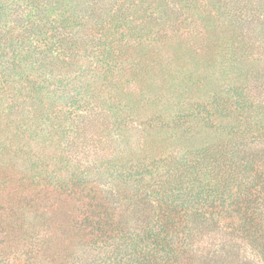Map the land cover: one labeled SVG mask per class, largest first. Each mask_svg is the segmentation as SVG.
<instances>
[{
  "label": "trees",
  "instance_id": "1",
  "mask_svg": "<svg viewBox=\"0 0 264 264\" xmlns=\"http://www.w3.org/2000/svg\"><path fill=\"white\" fill-rule=\"evenodd\" d=\"M16 6L14 24L0 27V65L9 64L11 71L21 73L13 86L0 71V98L10 99L9 110L0 112V144L10 149L22 144L18 148L42 157L73 161L68 149L78 120L95 109L94 99H83L88 94L80 78L94 66L110 75L108 83L117 71L125 76L138 69H158L170 77L181 70L180 62L188 65L191 58L206 56L211 57L203 59L208 69L228 66L224 70L233 82L224 78V87L208 93L201 80L188 81L170 96L175 84L158 74L152 89L155 102L160 101L155 108L162 102L188 107V118L175 120L174 126L155 117L161 130H179L192 121L194 132L187 127L184 136L195 138L205 131L217 136L216 141L194 145L184 162L168 155L123 168L129 175L125 192L119 188L101 194L103 188H87L82 178L77 190L83 201L75 207L69 205L78 197L63 196L73 190L56 198L46 193L38 209L37 200L44 199L40 193L6 198L4 214L10 223L0 240V264H227L224 257L229 252L219 242L217 225L230 215L237 217L230 234L240 233L256 258L240 259L246 247L236 246L238 261L264 264V152L256 147L264 141V103L249 96L254 92L264 97V0H15ZM48 35L55 40L48 46L51 54L56 52L53 63L62 68L58 85L81 101L75 111L58 118L54 112L52 119L44 107L28 100L41 95L42 74L21 68ZM8 41L21 44L12 57L5 53ZM120 88L116 79L110 87L113 94L106 96L118 94ZM196 88L202 95L185 102L195 99ZM11 99H20L23 106L27 100V115L13 114ZM106 99L101 104L111 103L116 110L130 104ZM41 116L46 120L42 125L50 128L36 145L37 130L23 118ZM61 121L72 127V135L66 134L71 140L66 145L61 138L55 146V136L49 135H60ZM25 142L31 143L24 146ZM210 225L212 231L203 240L202 232Z\"/></svg>",
  "mask_w": 264,
  "mask_h": 264
},
{
  "label": "rangeland",
  "instance_id": "2",
  "mask_svg": "<svg viewBox=\"0 0 264 264\" xmlns=\"http://www.w3.org/2000/svg\"><path fill=\"white\" fill-rule=\"evenodd\" d=\"M18 6L15 7V0H0V27L5 30L10 28L15 22V12ZM6 27V28H5ZM47 39V42L38 43V48L32 51L33 57L29 59L28 62H21V68L24 72H36V74L41 73V79L39 85L41 89V95L36 99H28L29 102L37 104V107H44L46 111L47 118L52 119V113L58 112L56 118L61 114H69L75 111L76 106L81 103L80 99L75 96V94L65 91L58 84L63 77L62 68L59 69V65L53 63V59L56 57V52L51 54V49L48 47L49 44H54L53 40L49 35L42 36ZM8 39V38H7ZM37 41V38H34ZM1 43L3 42L0 40ZM9 42V41H8ZM8 45V49L5 53L8 57H12V54L21 48V44L15 42ZM0 46H2L0 44ZM47 59L41 57H45ZM38 58V60L36 58ZM188 57H192L188 53ZM211 57H194L188 60V65L185 62H180L183 64L181 70H176L170 77L165 74L163 70H149V69H138L137 71L129 72L128 74L120 75L121 72L117 71L112 76V79L107 83L108 78L104 75V72L91 69L89 72L84 74L80 79L85 84L84 93L88 96H83V99H94L95 109L92 110L90 114H86L78 120L79 127L75 131L73 140L69 147V152L74 155L73 161L66 160L65 158L59 156H45L37 154L31 149L15 148L10 149L7 146L0 144V240L7 232L6 226L10 223L9 219L4 214L6 208L5 199L15 198L16 193L23 194H33L37 195L40 193L44 199L40 201L37 200V207H42V202L45 200V194L48 196L56 198L59 194L65 190H73L72 193H66L63 196H69L70 199L78 197L79 201H74L69 205L70 207H75L76 204L82 203L83 198L81 193L78 192L77 186L80 184L82 178H84L85 186L87 188L97 187L98 190L103 188L101 194H105L110 189L118 191L119 188L125 192V189L129 188V175L124 172L125 167L132 165L133 163L140 162L144 163L150 162V158H164L168 155L175 157L179 162H184L187 152L192 149V147L199 142L208 144L210 142H215L217 136L210 135L209 132H203V135H197V137L184 136L183 131L188 130L187 127L193 131L195 126L191 123H187V127L183 126L181 129L177 130L179 127L171 129L161 130L162 128L158 126L157 118L164 117L165 121L169 122L171 126L175 125V120L179 119L186 120L188 114L186 113L188 107L184 109L177 107L170 103H160L159 108H155L154 104L160 101H156V96L152 89L154 84L157 83L158 74L164 81H169L175 85L169 88L170 96H175V93L179 89L184 88L187 82L199 81L203 82L202 87L205 90L213 92L218 86H222V81L226 78L227 82L231 85L232 80L228 79V72L217 66H212L208 69L207 64L203 59ZM217 58V57H216ZM214 58V59H216ZM203 61V65L200 63ZM219 61V60H218ZM153 62V61H152ZM147 63V64H146ZM145 64L150 65L147 61ZM155 63V62H154ZM3 67L0 65V71H3L7 82L14 86L19 83L21 73L17 70L16 72L11 71L9 64H5ZM187 65V66H186ZM156 68H158L156 66ZM9 74H13L9 76ZM117 79L118 85L121 84V88L118 90V94L112 97L106 95L113 94L110 91V87L113 86V82ZM168 83V84H169ZM221 83V84H220ZM17 87V86H16ZM77 89L78 88H73ZM197 93H196V91ZM194 92L196 93L195 99L190 100L186 98V101H195L199 98L202 93L198 88ZM241 90V89H240ZM220 92L219 90H217ZM252 101L258 102L261 100V104L264 103V97L257 96L254 92L250 93ZM123 95V96H121ZM124 97V99L122 98ZM219 98V96H214ZM106 98H111V100H119L126 103L130 100V104L122 108L121 110H116L112 107L111 103H102V100H107ZM257 98V99H255ZM0 99V112H2L5 107L9 110L10 99L7 98ZM123 99V100H122ZM11 105H15L16 112L13 114H26L29 109L28 101L26 100L23 106L20 99H11ZM21 103H20V102ZM174 101V100H172ZM188 103V102H187ZM19 108L20 111L17 112ZM263 112L264 106L262 105ZM32 110H30L31 112ZM143 111H145L143 113ZM208 113L204 114L202 117H207ZM254 115V114H253ZM157 117V118H155ZM264 117V116H263ZM24 117L23 119L29 121L33 130H37L34 138L35 144L38 145L44 134L46 122L43 116L39 118ZM155 118V119H154ZM57 120V119H56ZM147 120L149 122L144 123ZM192 120V119H190ZM207 120V119H206ZM167 122V123H168ZM173 122V123H172ZM61 133L52 134L55 138L53 139V144L59 146V140L64 139V143L67 145L71 140L66 134L72 135V127H67L64 121L60 122ZM51 126V125H48ZM145 126V127H144ZM194 132V131H193ZM207 134L210 139L205 135ZM214 137V138H213ZM200 139L204 141H200ZM21 143V142H19ZM18 143V144H19ZM31 142H25V145H29ZM73 145V146H72ZM22 146V144L20 145ZM19 146V147H20ZM72 146V147H71ZM257 150L264 152V141L256 144ZM75 153V154H74ZM76 156L78 158L76 159ZM221 162H225L222 160ZM149 171V170H148ZM10 176H13L11 178ZM4 177V179H3ZM148 177L146 176L145 180ZM2 180L6 184H2ZM11 180V181H10ZM3 185V187H1ZM44 193V194H43ZM9 197V198H8ZM63 213L58 214V221L61 222ZM237 222V217L230 215V217H224L220 219L217 227L219 228V242L228 249L229 254H227L224 259L227 260V264H242L237 259V248L246 247L241 250L239 258H247L255 262V255L252 252V248L240 238L239 235H231L234 233L230 231L229 226L234 225ZM210 227V228H209ZM205 227L202 234L203 240L207 239L208 233L213 225ZM212 235V234H210ZM235 246L234 250L231 248ZM238 246V247H236ZM1 248V247H0ZM250 262L249 260H246ZM16 264V263H15Z\"/></svg>",
  "mask_w": 264,
  "mask_h": 264
}]
</instances>
